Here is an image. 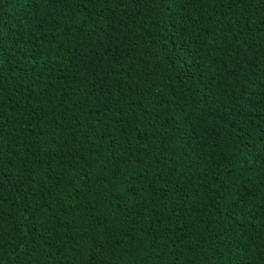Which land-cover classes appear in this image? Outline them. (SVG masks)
Listing matches in <instances>:
<instances>
[{
	"label": "trees",
	"instance_id": "obj_1",
	"mask_svg": "<svg viewBox=\"0 0 264 264\" xmlns=\"http://www.w3.org/2000/svg\"><path fill=\"white\" fill-rule=\"evenodd\" d=\"M0 264H264V0H0Z\"/></svg>",
	"mask_w": 264,
	"mask_h": 264
}]
</instances>
